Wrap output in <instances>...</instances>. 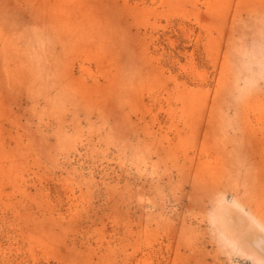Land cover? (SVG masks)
Returning a JSON list of instances; mask_svg holds the SVG:
<instances>
[{
  "label": "rangeland",
  "instance_id": "374dc122",
  "mask_svg": "<svg viewBox=\"0 0 264 264\" xmlns=\"http://www.w3.org/2000/svg\"><path fill=\"white\" fill-rule=\"evenodd\" d=\"M0 264H264V0H0Z\"/></svg>",
  "mask_w": 264,
  "mask_h": 264
}]
</instances>
